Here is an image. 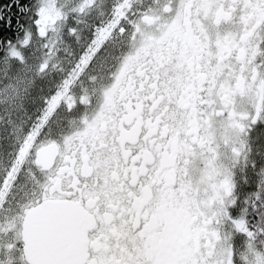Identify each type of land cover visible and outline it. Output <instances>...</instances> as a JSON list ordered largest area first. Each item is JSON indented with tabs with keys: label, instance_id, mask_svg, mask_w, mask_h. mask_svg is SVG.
<instances>
[{
	"label": "snow or ice",
	"instance_id": "obj_1",
	"mask_svg": "<svg viewBox=\"0 0 264 264\" xmlns=\"http://www.w3.org/2000/svg\"><path fill=\"white\" fill-rule=\"evenodd\" d=\"M0 264H264V0H0Z\"/></svg>",
	"mask_w": 264,
	"mask_h": 264
}]
</instances>
